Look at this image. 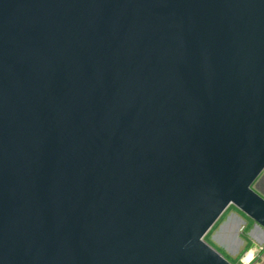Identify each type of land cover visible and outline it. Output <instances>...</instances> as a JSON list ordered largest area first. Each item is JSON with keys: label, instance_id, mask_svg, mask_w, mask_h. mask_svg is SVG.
I'll use <instances>...</instances> for the list:
<instances>
[{"label": "water", "instance_id": "95a60500", "mask_svg": "<svg viewBox=\"0 0 264 264\" xmlns=\"http://www.w3.org/2000/svg\"><path fill=\"white\" fill-rule=\"evenodd\" d=\"M263 172L264 0H0V264H233Z\"/></svg>", "mask_w": 264, "mask_h": 264}, {"label": "crops", "instance_id": "0c3cea01", "mask_svg": "<svg viewBox=\"0 0 264 264\" xmlns=\"http://www.w3.org/2000/svg\"><path fill=\"white\" fill-rule=\"evenodd\" d=\"M261 177L259 184L254 188L264 196V172ZM247 217L243 212L231 210L219 223L211 241L216 248L233 260V264H264V229ZM245 226L247 239L241 234ZM247 241L252 245L246 249Z\"/></svg>", "mask_w": 264, "mask_h": 264}, {"label": "rangeland", "instance_id": "374dc122", "mask_svg": "<svg viewBox=\"0 0 264 264\" xmlns=\"http://www.w3.org/2000/svg\"><path fill=\"white\" fill-rule=\"evenodd\" d=\"M254 187V186H253ZM237 210L238 212L240 211L238 208H236L233 204H230L228 207H227V209L224 211V213L222 214V216L217 220V222H216V225L208 232V233H205L204 234V236L202 237L203 238V240L204 241H206L207 243H211L210 245L211 246H213L215 249H218V248H216L215 246H214V244L212 243V241H211V238H212V235L215 233V231L217 230V227H218V225H219V223L223 220V218L225 217V215L227 214V213H229L231 210ZM241 212V211H240ZM248 218V217H247ZM250 219V218H249ZM250 222H251V220H249ZM246 232H247V227L245 226L244 228H243V230H242V232H241V234H242V236L243 235H247L246 234ZM245 248H246V243H245ZM247 249V248H246ZM219 250V249H218ZM219 252L227 259V260H229L231 263L233 262V260L232 259H230L229 257H227L223 252H221L220 250H219Z\"/></svg>", "mask_w": 264, "mask_h": 264}, {"label": "trees", "instance_id": "16d2710c", "mask_svg": "<svg viewBox=\"0 0 264 264\" xmlns=\"http://www.w3.org/2000/svg\"><path fill=\"white\" fill-rule=\"evenodd\" d=\"M226 209H227V208H226ZM226 209H225V210H226ZM225 210H224V211H225ZM223 213H224V212H223ZM223 213H222V214H223ZM222 214L220 215V217L222 216ZM220 217H219V218H220ZM219 218H218V219H219ZM218 219H217V220H218ZM217 220L215 221V223L210 227V229H209L206 233H208V232H209V231H210V230L216 225ZM243 237H244V239H247L245 235H243ZM210 244H211V243H210ZM251 245H252V243L249 242V241H247V243H246V248L250 247Z\"/></svg>", "mask_w": 264, "mask_h": 264}]
</instances>
